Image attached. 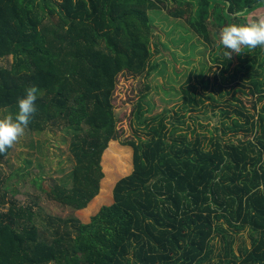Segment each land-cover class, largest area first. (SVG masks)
Here are the masks:
<instances>
[{
	"label": "trees",
	"instance_id": "1",
	"mask_svg": "<svg viewBox=\"0 0 264 264\" xmlns=\"http://www.w3.org/2000/svg\"><path fill=\"white\" fill-rule=\"evenodd\" d=\"M260 7L264 0H0V59L13 57L9 68L0 65V111L15 115L18 100L35 85L42 95L28 128L82 132L71 139L72 187L55 186L49 194L75 211V235L56 231L48 239L32 209L6 202L4 194L0 264H199L215 258L217 236L227 262L264 264V79L256 58L244 60L242 76L225 75L232 59L222 57L213 34V27L219 33ZM161 9L183 18L206 43L225 84L249 78L254 111L230 102L233 109L222 111L224 129H217L242 137L211 135L207 147L161 115L146 125L145 139L119 140L118 77H140L157 66L150 11ZM183 92V108L196 109L202 99L189 88ZM143 110L141 99L136 122ZM248 227L253 246L242 256L233 234Z\"/></svg>",
	"mask_w": 264,
	"mask_h": 264
},
{
	"label": "rangeland",
	"instance_id": "2",
	"mask_svg": "<svg viewBox=\"0 0 264 264\" xmlns=\"http://www.w3.org/2000/svg\"><path fill=\"white\" fill-rule=\"evenodd\" d=\"M151 21L154 26V44L159 51L153 56L157 66L149 73L133 77L121 74L118 77L113 104L117 118L118 136L120 141H126L140 136L146 138V125L155 124L153 119L166 115L169 125L174 124L179 131L191 137L200 136L204 145L210 146L211 135L221 134L224 139H237L242 133L235 135L232 131L223 134L222 111L233 109L230 102L243 101L245 109L253 110L255 97L251 94L249 78L244 77V83L239 79H229L226 84L220 75V66L214 62L212 51L209 52L206 43L196 35L183 18H173L165 9L157 13L150 11ZM264 16V7H260L244 16L239 23H247ZM216 24L214 20L212 22ZM217 27V28H216ZM213 27V34L217 42L219 26ZM221 30V28H220ZM220 32V31H219ZM222 46V45H220ZM226 49L222 46V57ZM247 58H256V68L262 74L259 76L263 82L264 67L259 63L264 60V48L244 49L239 55H232L230 71L225 75L237 71L243 75L245 68H239ZM13 57L0 59V65L9 68ZM220 75V76H219ZM219 76V77H218ZM218 77V78H217ZM209 80L208 83L204 82ZM148 86V87H146ZM222 86V87H221ZM184 88L191 89L202 99L194 110L183 108ZM212 94L216 100L208 96ZM142 99L144 115L142 122H136L134 113ZM258 104V108L261 107ZM183 117H178V115ZM11 114L10 110L0 111V116ZM236 116L235 113L232 114ZM182 118V119H181ZM143 120L147 122H143ZM157 120V119H156ZM172 127V128H173ZM75 133H82L75 127H62L61 129L49 128L44 132H34L28 127L25 135L12 147L8 157L0 161V199L6 194V202H15L18 207H29L34 213V224L48 239L52 238L50 232L58 231L61 235L74 234L75 211L61 205L50 197V191L55 186L71 188L73 185V170L75 160L71 154V139ZM206 136V137H205ZM9 204L0 205L6 210ZM66 222L68 224H66ZM227 225V224H226ZM75 226V227H74ZM234 248L239 255H244L247 248L253 246V231L250 227L236 230ZM218 247L215 258L199 264H234L227 256L220 240L214 239ZM219 244V245H218ZM226 257V261H221Z\"/></svg>",
	"mask_w": 264,
	"mask_h": 264
},
{
	"label": "clouds",
	"instance_id": "3",
	"mask_svg": "<svg viewBox=\"0 0 264 264\" xmlns=\"http://www.w3.org/2000/svg\"><path fill=\"white\" fill-rule=\"evenodd\" d=\"M218 43L226 49L223 54L229 59L234 53L241 54L244 49L264 48V16L247 23H231L222 27ZM41 95L37 86L27 87L23 98L18 100V112L0 116V154H5L25 135L38 111L36 101Z\"/></svg>",
	"mask_w": 264,
	"mask_h": 264
}]
</instances>
